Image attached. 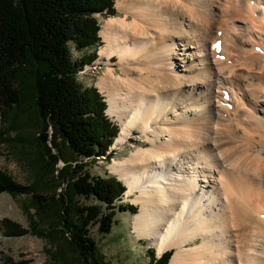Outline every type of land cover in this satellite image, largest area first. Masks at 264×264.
Listing matches in <instances>:
<instances>
[{"label": "bare ground", "instance_id": "obj_1", "mask_svg": "<svg viewBox=\"0 0 264 264\" xmlns=\"http://www.w3.org/2000/svg\"><path fill=\"white\" fill-rule=\"evenodd\" d=\"M114 7L122 16L100 25L93 64L107 68L96 86L119 123L114 147L131 135L146 143L108 166L138 206L135 237L158 257L172 250L169 264H264V0ZM177 42L195 45L201 69L174 72V60L185 62ZM196 84L211 99L221 92L215 108L204 95L192 105L175 96Z\"/></svg>", "mask_w": 264, "mask_h": 264}, {"label": "rangeland", "instance_id": "obj_2", "mask_svg": "<svg viewBox=\"0 0 264 264\" xmlns=\"http://www.w3.org/2000/svg\"><path fill=\"white\" fill-rule=\"evenodd\" d=\"M104 13L93 16L99 29L109 17ZM121 16V13L116 11L115 17ZM128 20L131 18L128 17ZM176 45L177 53L183 55L185 62L177 63L174 60V72L187 76L185 71L202 68L199 61L201 58L197 59L195 45L187 43L186 49H192L186 52L178 46L180 43L177 42ZM69 48L71 62L76 66L77 82L82 87L95 88L105 99L104 94L97 88L96 81L107 68L101 64H93L98 57L99 47L95 50L91 48L79 51L69 43ZM93 52L95 58L88 62V57ZM116 61L117 57H112L109 67L113 73L119 74ZM34 73L29 64L22 67L17 77L20 101L10 110L0 114V173L13 183L26 188L25 193L0 192V264H148L151 254L155 259H159L162 254L157 256L151 241L136 238L133 233L132 216L137 212L138 206L132 204L129 198L125 199L123 193L118 201L112 202V208L106 211L108 207L95 197L77 196L69 190L72 178H75L76 174L79 175L80 170H70V173L64 170V166L68 164L65 161H70V168L83 166L81 175L87 171L93 178L115 177L122 184L117 176L109 171L108 166L112 161H121L129 152L145 146L143 137L131 135L116 147L113 143L101 156L94 155L88 160L74 161L72 158L75 157L70 155L67 145L58 135H53L47 118H43L38 112ZM183 79L181 77V81H184ZM204 90L203 85H182L175 91V96H184L186 103L192 105L203 102L205 99L201 98V95H204L215 108V96L221 92L214 88V97L211 99ZM164 94L170 97L167 93ZM172 100L174 101L173 98ZM105 116L119 131V123L109 116L106 110ZM240 133L242 132H238V137L242 136ZM35 197L44 198L46 201L37 200ZM126 205L136 209L130 211ZM90 206H98L103 213L112 215V223L107 233L100 231L96 221L86 226L80 225V210ZM81 226L85 238L92 242L91 252L85 250L84 242V250H80L71 239V236H76ZM15 230L21 234L8 235ZM166 252L172 253V250Z\"/></svg>", "mask_w": 264, "mask_h": 264}, {"label": "trees", "instance_id": "obj_3", "mask_svg": "<svg viewBox=\"0 0 264 264\" xmlns=\"http://www.w3.org/2000/svg\"><path fill=\"white\" fill-rule=\"evenodd\" d=\"M114 4L115 0H0V114L20 101L17 77L22 67L29 64L35 72L38 112L47 118L53 135H58L67 145L74 161L103 155L118 134L117 126L105 116V99L95 88L82 87L77 82L76 66L69 52V43L79 51L95 50L102 45L97 35L99 25L93 16L105 12L114 17ZM93 58L95 52L87 61ZM68 164L64 166L66 172L80 170L79 175L72 178L69 190L77 196L95 197L108 207L106 211L125 192L115 177L93 178L87 171L81 175L83 166L70 168ZM25 191V187L0 173V192ZM126 207L130 211L136 209ZM80 212V225L96 221L101 232L109 231L112 215L103 213L98 206ZM82 226L71 239L78 249L84 250V242L85 250L91 252L92 242L85 238ZM20 234L16 230L8 233L10 236ZM171 255L166 252L155 259L151 254L148 264H167Z\"/></svg>", "mask_w": 264, "mask_h": 264}]
</instances>
